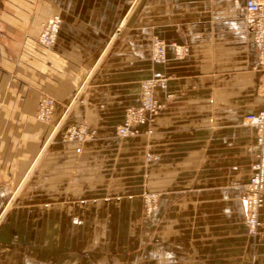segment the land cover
I'll return each mask as SVG.
<instances>
[{
	"label": "crops",
	"instance_id": "1",
	"mask_svg": "<svg viewBox=\"0 0 264 264\" xmlns=\"http://www.w3.org/2000/svg\"><path fill=\"white\" fill-rule=\"evenodd\" d=\"M245 2L0 0V264H264V207L251 235L242 200L259 150L245 116L264 108ZM155 70L165 106L120 137ZM79 125L93 132L82 145L66 139Z\"/></svg>",
	"mask_w": 264,
	"mask_h": 264
},
{
	"label": "built area",
	"instance_id": "2",
	"mask_svg": "<svg viewBox=\"0 0 264 264\" xmlns=\"http://www.w3.org/2000/svg\"><path fill=\"white\" fill-rule=\"evenodd\" d=\"M245 8L248 14L249 28L253 34L254 43L258 52V62L256 68L261 73L260 94L264 98V0H246ZM62 18L60 15L51 17L43 26L40 34V42L46 47H53L57 43L60 29L62 26ZM168 44L155 37L152 42V61L154 64H163L167 60ZM176 51L181 54L178 46ZM156 88L167 90L168 76L161 70H155L148 78L141 83V99L140 104L131 106L126 111L125 120L117 128L120 137L135 136L140 133L139 126L151 123L159 114L164 103L160 102L156 95ZM168 99L173 97L172 93H168ZM56 100L45 95L40 101L36 116L40 121L48 122L52 119L55 112ZM246 124L252 125L257 129L258 154L257 160L252 166V175L247 184V189L242 195L245 203L246 217L245 223L250 234L257 235L259 233L262 221L260 219V211L264 206V108L257 112L247 114L245 116ZM149 132H152L149 130ZM93 132L86 125L73 126L68 129L66 139L75 141L78 144H84L92 137ZM154 157L149 154L148 159ZM158 158V157H155ZM148 204V212H151L158 202L156 193L146 194Z\"/></svg>",
	"mask_w": 264,
	"mask_h": 264
},
{
	"label": "rangeland",
	"instance_id": "3",
	"mask_svg": "<svg viewBox=\"0 0 264 264\" xmlns=\"http://www.w3.org/2000/svg\"><path fill=\"white\" fill-rule=\"evenodd\" d=\"M159 38V37H158ZM161 39V38H160ZM167 61V60H166ZM164 64V63H163ZM163 64H156V65H163ZM90 139V138H89ZM88 139V140H89ZM149 154H152V156L154 157L152 160H158L160 159V156L157 155V154H153V153H148L147 154V160L148 161H152V160H149L148 159V156ZM155 157H158V158H155ZM149 193H156L157 196H158V202L156 203V207L151 211V212H148V204H147V201H146V194H149ZM132 197V196H130ZM142 199H143V208H144V212L146 215H151L155 210H157L159 208V205H160V202H159V193L156 191V190H152V189H147L143 194H142ZM264 207V206H263ZM262 207V208H263ZM262 208H261V211H262ZM261 211H260V219H261ZM260 231V230H259ZM249 233V231H248ZM250 234V233H249ZM259 234V233H258ZM253 235V234H251Z\"/></svg>",
	"mask_w": 264,
	"mask_h": 264
}]
</instances>
